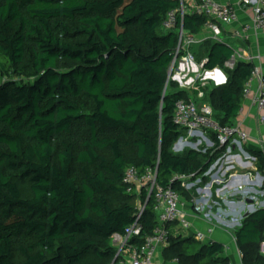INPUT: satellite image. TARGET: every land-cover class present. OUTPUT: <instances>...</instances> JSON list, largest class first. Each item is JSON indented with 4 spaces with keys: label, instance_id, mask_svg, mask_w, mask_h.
Masks as SVG:
<instances>
[{
    "label": "trees",
    "instance_id": "trees-1",
    "mask_svg": "<svg viewBox=\"0 0 264 264\" xmlns=\"http://www.w3.org/2000/svg\"><path fill=\"white\" fill-rule=\"evenodd\" d=\"M180 6L0 0V264H118L113 235H123L138 213L139 196L124 183L127 169L157 166L158 184L190 200L174 176L198 178L224 153L213 134L205 153L173 150L185 134L174 121L176 103L193 100L169 79L179 36L163 24ZM181 20L185 31L201 34L206 18L186 13ZM197 46L207 47L199 57L206 69L225 71L226 82L206 94L215 120L233 126L254 64L229 69L231 44L207 39ZM140 196L146 236L157 224L155 192ZM173 226L165 255L183 259V233ZM262 242L264 208L237 232L243 264H264ZM15 247L22 261L14 260ZM197 250L192 264H229L221 243Z\"/></svg>",
    "mask_w": 264,
    "mask_h": 264
},
{
    "label": "built area",
    "instance_id": "built-area-1",
    "mask_svg": "<svg viewBox=\"0 0 264 264\" xmlns=\"http://www.w3.org/2000/svg\"><path fill=\"white\" fill-rule=\"evenodd\" d=\"M180 3L179 9L168 12L163 26L165 30L178 31L179 42L170 65L169 79L178 81L181 88H185L189 83H195L202 76L215 79L219 83L222 76L225 75L224 72L220 68L206 69L207 59L198 64L192 53V48L207 39L229 44L228 33H230L231 27L240 22V11L246 15L247 21L241 24L239 30L233 32L234 38L247 40L251 32L264 33V0H233L232 2L180 0ZM186 13H194L206 18L201 34L189 33L184 30L182 20L181 22L179 20L180 17L183 19ZM261 59L259 54H251L234 48L232 56L226 62V67L233 69L240 61L254 64L251 77L244 89V98L251 99L258 110V121L264 125V72L259 65ZM254 85L255 89H253ZM196 89L198 95L203 96V91H200L199 87ZM174 121L185 132L175 145L178 142L191 144V139L198 136L200 140L205 141L210 134H213L219 143V147H226L228 153L230 142L237 144L248 139V133L243 129L241 123L224 126L215 120L213 108L208 103L179 100L176 103ZM262 151L264 153V146ZM228 157L230 155L226 153L219 157L204 173V176L213 179L212 183L222 181L219 176L224 178L227 174ZM157 168V166L149 167L144 173H140L135 167H130L125 173L124 183L127 185L128 193L137 192L141 194L143 190H146L149 195L151 192H155L157 224L152 233L142 236L144 227L140 219L145 206L138 207L136 219L126 228L125 233L113 235L114 243L118 249V264H157L158 254L170 244L171 226L179 222L184 230L191 227V223L186 219L183 210L186 205L185 200L172 187H164L158 184ZM215 175L216 177L213 178ZM193 176V174H177L173 181H177L185 189L191 190L202 183L200 178L193 181ZM208 188L210 186L207 184L196 189L198 192H203ZM195 212L205 214V206L196 204ZM213 232L214 227L208 226L205 231H196L194 236L198 241L204 242ZM135 238H142L143 242L132 243ZM260 252L264 255V242L260 246Z\"/></svg>",
    "mask_w": 264,
    "mask_h": 264
},
{
    "label": "crops",
    "instance_id": "crops-1",
    "mask_svg": "<svg viewBox=\"0 0 264 264\" xmlns=\"http://www.w3.org/2000/svg\"><path fill=\"white\" fill-rule=\"evenodd\" d=\"M219 1L232 2L233 0ZM239 16L240 22L231 27L230 33H228L229 44L237 50L261 55L262 59L259 65L264 72V33L251 32L247 40L234 38L232 36L233 32L237 29L239 30L241 24L247 21V17L243 12L240 11ZM253 89H255V85ZM237 123L242 124L243 129L248 133V139L237 144L230 142V151L228 153L227 150L224 151L223 154L230 155L228 157L226 176L224 178L219 176L222 181L214 183H212L213 179L204 175L193 178V181L199 178L202 179V183L197 186L198 188L207 184L210 186L208 190L203 192H198L197 187L191 190L185 189L189 192L191 199L183 197L186 202L183 210L186 214V219L191 223V227L184 230L181 228L180 223L177 222L174 224L173 230L176 231V234L179 231L185 233L181 241L184 243L187 256L183 257V259L177 257L167 258L165 248L158 254L157 264H192L194 249L191 245L193 241L190 238L200 242L195 238L194 234L198 230L205 231L208 226L214 227V232L209 235L206 241L202 242V246L214 242L221 243L224 246L222 255L228 257L229 264H243L242 252L237 243V232L248 216L264 208V173L261 169L258 155V153H263L264 125L259 123L258 110L250 98L245 99L235 121V124ZM190 142L194 146L186 147L187 149H179L177 153H184L188 149L198 150L197 144L201 146L204 144L207 147L205 149L212 148L214 145L211 134L205 141L200 140L198 136L196 140L191 139ZM215 177L216 175L213 178ZM196 204L205 206V214L207 216L203 213L195 212ZM200 264L205 263L201 261Z\"/></svg>",
    "mask_w": 264,
    "mask_h": 264
},
{
    "label": "rangeland",
    "instance_id": "rangeland-1",
    "mask_svg": "<svg viewBox=\"0 0 264 264\" xmlns=\"http://www.w3.org/2000/svg\"><path fill=\"white\" fill-rule=\"evenodd\" d=\"M206 49L207 47H194L192 48V50H194V58L196 60V62L198 64H200L202 61L199 60V57L201 56V53H203V55L205 56L206 55ZM224 74H225V71H224ZM218 85H220L218 83V81H216L215 79H212L210 77H205V76H202L200 79H197L195 81V83L193 84H187L185 89L189 95H190V98L193 99L194 101H196L197 103H201V102H204V103H209L210 100H209V95L206 94L208 92H210L211 90H213L215 87H217ZM200 89V91H203V96H199L198 94L196 96L193 95L192 91H198L196 88ZM202 88V89H201ZM204 89H205V93H204ZM196 140V138L194 139ZM190 146H194L192 144H183V143H180L178 142L176 145H174L173 147V150L175 152L179 151V149H187L186 147H190ZM196 147H198V150L201 151L202 153H205L208 149H205L207 147H205V145L203 144V146H201L200 144H197ZM22 190H23V193H24V196H28L29 194V188H28V184H25V185H22ZM137 193V192H136ZM137 195L139 196L138 197V200H137V204H138V207H141L143 206V203H142V198H141V194L137 193ZM182 235H185V233H183ZM28 243H26L27 245ZM192 247L194 249H199L202 245V242H193L191 243ZM14 260L16 262H19V261H22L23 260V256L21 255V252L18 250L17 247L14 248Z\"/></svg>",
    "mask_w": 264,
    "mask_h": 264
},
{
    "label": "water",
    "instance_id": "water-1",
    "mask_svg": "<svg viewBox=\"0 0 264 264\" xmlns=\"http://www.w3.org/2000/svg\"><path fill=\"white\" fill-rule=\"evenodd\" d=\"M220 70V69H218ZM226 82V77L225 75L222 76V79L219 81V84H224ZM193 150H196V149H193ZM152 192L149 194V197L151 196ZM116 262V258L114 259V261L112 262V264H115Z\"/></svg>",
    "mask_w": 264,
    "mask_h": 264
}]
</instances>
